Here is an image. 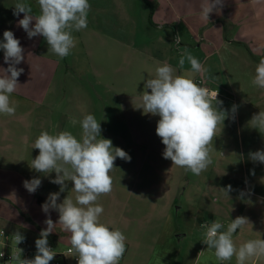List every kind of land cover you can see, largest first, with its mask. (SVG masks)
I'll list each match as a JSON object with an SVG mask.
<instances>
[{"label": "crops", "instance_id": "0c3cea01", "mask_svg": "<svg viewBox=\"0 0 264 264\" xmlns=\"http://www.w3.org/2000/svg\"><path fill=\"white\" fill-rule=\"evenodd\" d=\"M262 1L224 0L221 9L228 8L232 11L231 14L223 16L216 12L214 20L208 26L205 25L208 27L205 32L209 35L212 55L217 58V62L213 61V66L220 64L219 67L222 68L223 64L225 68L222 71L230 74L231 68L228 66L232 62L238 64L244 55V61L249 64L245 66L254 76L259 61L249 58L245 54V48L249 43L255 49V41L259 43L264 29L258 22H263L264 19L248 23V20L241 18L243 11L254 10L257 14L264 11ZM16 2L17 0H0V41L3 40V32L10 30L24 49V60L17 65L24 69L18 77L21 86L10 97L17 104L15 115H0V164L6 163L5 154L10 149L16 150L13 151L17 160L22 153L20 145H13L14 142H9V139L22 137L27 143L28 137L40 135L41 130L52 134L64 131L65 127V118L59 117L53 121L47 109L57 105L59 101L62 84L57 76H61V58L48 50L42 36L29 39L27 33L18 26V20L23 18V13L19 17L13 15ZM89 4L88 26L80 31L79 50L81 78L87 80L91 76L92 81L90 85L81 81L78 87L80 119L88 114L94 115L100 124L107 127L105 136L110 135L113 138L112 143L117 144L113 147L122 148L131 157L130 162H120V158L114 162L111 171L113 185L109 200L110 210L100 216L102 223L110 229H119L126 237L127 249L120 264H143L141 260H134V263L130 260L133 246L138 245L134 242L135 235L148 233L152 224L156 227L157 235L164 234L174 211L175 199L171 198L172 191L182 177L189 180V185L183 197L184 206L178 211H186L189 216L201 213L217 217L223 225L221 231H226L228 224L237 216L247 217L250 224L237 229L233 234L237 248L248 240L264 239V164L253 162L248 156L250 152L264 150V132L257 128L245 130L241 124L245 123V127L249 124L243 115L250 112L246 105L254 104L243 100L234 119V131L230 100L218 93L217 99L223 101L218 110H227V115L220 126L221 131H217L213 145H210L212 164L198 176L163 158L165 146L155 131L160 117L145 114L143 109L137 108L142 102L140 94L145 91L144 84L147 79L155 77L157 66L167 63L176 70L174 75H181L179 64L170 60L174 56L172 36L168 32L170 28L175 35L184 31L191 38L196 33V27L199 29L200 25L194 21H187L183 25V16L180 14L183 13L182 8L171 0H131L129 3L120 0H89ZM29 5L35 8L33 15L40 13L37 0H30ZM190 10L191 8L186 12L190 13ZM222 19L233 30L226 31ZM123 26L128 28L125 39L122 36ZM125 41L128 42L126 50H120L118 44ZM0 68H7L3 50H0ZM213 79L218 81L215 76ZM241 89L249 93L252 90L249 85ZM241 94L246 95L244 92ZM260 98L262 99L258 106L261 112L264 111V97ZM66 102L70 104L71 98L68 97ZM15 163L17 164L16 161ZM25 164L22 161L17 167ZM153 174H159L160 178L154 181ZM16 175V180L6 178L0 181V187H6L5 193H9L13 199L12 204L18 206V211L15 212L8 207L3 209L0 226L12 232L24 231L27 235L32 233L28 238L32 247H35V240L40 238L36 231L46 228L39 221L38 214L41 211L38 210H42L41 206L48 195L41 187L35 193H30L23 182L33 178L22 175L21 172ZM69 183L66 181L67 185ZM228 185L233 188L228 194L229 197L221 190ZM240 191L247 193L245 197L240 198ZM64 198L65 196L60 195L58 203ZM99 199L97 203L100 202ZM50 214L53 219H59V213L55 210H50ZM49 236L70 242V233L61 232L59 226H54ZM184 236L185 234L182 237L180 235V241ZM143 248L144 245L136 247L137 251ZM199 260L204 264H236L235 256L230 261H218L214 250L206 253V245H201L198 249L195 261ZM246 264H264V257L253 258L246 261Z\"/></svg>", "mask_w": 264, "mask_h": 264}, {"label": "clouds", "instance_id": "9594fccd", "mask_svg": "<svg viewBox=\"0 0 264 264\" xmlns=\"http://www.w3.org/2000/svg\"><path fill=\"white\" fill-rule=\"evenodd\" d=\"M37 3L40 13L33 15L32 7L25 0H17L13 15L19 17L23 13L18 26L27 33L29 39L42 36L48 50L60 58L67 57L75 47L72 32L84 30L88 26L89 0H37ZM223 6L224 0H202L200 18L209 21L210 13L219 12ZM0 50H3L4 63L7 64V68H0V115L13 116L17 104L10 97L21 86L18 77L24 69L17 65L24 60V49L14 33L5 30ZM185 59L193 72L206 71L187 48L179 60L181 69ZM175 71L167 63L157 66L155 77L147 79L144 84L145 91L140 94L142 102L137 108L143 109L145 114L160 117L155 131L165 146L163 158L198 176L212 164L210 145H213L217 131H221L220 126L226 119L227 110H218L223 101L217 99V90L210 92L188 76L174 75ZM251 85L264 89V58L255 68ZM237 110L236 105L230 109L233 120ZM69 122L73 127L79 125V138L68 130L55 135L43 131L33 145L39 154L31 160L30 167L45 176L54 172L55 178L50 182L60 186L58 192L49 193L41 206L42 211L45 214L50 210L59 213L58 224L70 233L69 251L75 253L77 264H119L126 251V237L119 229H110L100 221L104 208L97 200L112 191L110 172L115 160L120 158L130 162L131 157L122 148L113 147L110 139L101 137V124L94 115H85L80 120L71 118ZM250 123L253 128L264 132V111L253 115ZM248 156L251 161L264 164V150L250 152ZM66 181L72 182L71 191L76 194L75 198L67 195L58 203L61 193L68 188ZM23 183L30 193H35L42 181L35 177ZM221 190L229 197L233 188L228 185ZM246 194L240 191L239 196L243 198ZM45 224L47 227L41 230L40 238L35 240L37 251L34 258L21 259L22 249L17 248L11 260L17 261V264H49L55 258L56 251L48 243V236L55 225L51 218L46 219ZM248 224L250 222L244 216L232 219L226 231H220L223 225L216 220L201 223L200 228L204 230L205 237L202 242L208 250H214L216 259L221 262L230 261L233 256L236 264L262 258L264 239L248 240L238 248L233 241L237 229ZM13 239L18 245L25 237L16 232ZM0 256H3L2 252Z\"/></svg>", "mask_w": 264, "mask_h": 264}, {"label": "rangeland", "instance_id": "374dc122", "mask_svg": "<svg viewBox=\"0 0 264 264\" xmlns=\"http://www.w3.org/2000/svg\"><path fill=\"white\" fill-rule=\"evenodd\" d=\"M123 3H129L131 0H120ZM26 3L30 4V0H25ZM174 4H177L182 8V12L180 13L183 17L182 24L184 25L187 21H194L195 23L199 24V29L196 27V33L192 35L190 38L189 36H186V33L184 31L180 33H174V30L170 28L168 32L171 34V45L174 50V56L170 58V60L173 63L179 64V60L181 56L184 54L185 48L189 49L191 54L198 59V61L203 65V67L206 69V71L201 73H195L191 70V66L189 62L185 59V64L183 69H181V75L188 76L189 78L193 79L194 82H196L199 86L205 87L208 89H216L220 96H223L226 100H230V107L233 105H236L237 108H241V103H243V100H249V104L251 102L254 105H246L250 108V112L248 111L243 116L248 119L249 124L245 127V123H241L243 126V129L250 130L255 129L252 127L250 121L253 117V115L259 114L260 107L258 105V102L264 97V89H260L258 87H253L251 85V79L253 74L249 72V68L245 65H249L247 61H244L246 59L243 55L242 60L238 64L235 62H232L231 66H228L231 68L230 74L229 72H223V66L222 68L218 66H213V61L217 62V58L212 55V47L211 43L209 41V35L205 32V30L208 29L206 26L210 24L212 20H214V16L216 14V11H213L209 15V21L203 20L200 18V5L202 0H171ZM262 5H264V0L261 2ZM191 8L190 13H187V9ZM35 10V8H32ZM221 14H225V16L231 14V10L228 8L221 9L219 11ZM239 13H242L239 11ZM257 11L254 10H247L243 11L242 20H248V23H252V21L257 22L259 20L263 21L264 19V11H261L257 15ZM258 16V17H256ZM241 20V21H242ZM240 21V22H241ZM222 22L225 24L226 31L230 32L233 30V27L226 22L225 19H222ZM259 25H263L262 29H264V21L258 22ZM205 27V28H204ZM123 33L122 36L125 39L126 33L128 31L127 26L121 27ZM72 35L75 39V47L70 50V53L67 57L61 58L62 63V70H61V76H57V79L60 81V84H62V89H60L59 92V98H58V104L47 107L49 111V115L52 117L53 121H55V118L60 119L65 118V127L64 130L71 131L74 135L79 138L80 135V127L77 125L76 127H73L70 124L71 118H76L77 120H80L79 115V99H80V93L78 90V87L80 86L81 81H85L88 85L91 84L92 78L91 76H88V79L81 78L80 74V42H79V36L80 31H73ZM177 36L179 37L177 39ZM128 42H121L118 45L120 46V50H126V45ZM247 48H245V54L249 58L256 59L258 61L261 60V58H264V32L263 35L260 37L259 43H256L255 41V49L253 45H250L247 43ZM255 50V51H253ZM181 51V53H179ZM238 58H240L238 56ZM219 60V59H218ZM122 61V59H120ZM219 63V62H218ZM90 67V62H89ZM217 67V68H216ZM223 72V73H222ZM218 78V81L213 79V77ZM225 76L227 79V82H225ZM225 82V83H224ZM228 83V84H227ZM226 87L224 88V86ZM249 85L251 87V94L248 91L243 90L242 87H245ZM242 92L246 93V95L241 94ZM70 97L72 102L69 104L67 101V98ZM46 120V118L44 117ZM59 119V120H60ZM233 129L236 131L235 122L232 119ZM43 124L41 123V126ZM101 137L105 139H110L111 141L113 138L105 136L106 126L101 123ZM47 131V130H41V132ZM48 132V131H47ZM52 133V135L58 134ZM37 136L31 135V137H28L27 143L24 142L22 137L18 138H12L9 139V142L13 143V145H20L19 148H21V154L18 155V160L15 159L16 151L15 149L7 151L5 156L7 157V161L5 164H0V168H7V170L4 171V169H0V181L6 178L9 179H17L18 172H21L22 175L26 174L32 178L38 177L41 179V188L42 191L45 192L47 195L49 193H54L56 191H59L60 186L53 184L50 182L51 179L55 178V173H50L47 176H45L43 173H37L35 170H33L30 167L31 160L34 159L38 154L39 150L34 149L33 145L36 140ZM117 145L116 143H114ZM113 144V145H114ZM121 144V143H120ZM24 145H27L24 146ZM122 147V146H121ZM34 149V151H31ZM153 156V155H152ZM17 164L26 163L23 165V167L18 166ZM116 162L119 160H115ZM123 160H120L122 162ZM138 164V163H137ZM15 168V170L13 169ZM25 168V169H24ZM22 169L23 171H21ZM25 172V173H24ZM20 174V173H19ZM142 175V174H141ZM111 176V172H110ZM112 177V176H111ZM153 180L156 181L160 178L159 174H153ZM180 183L177 184V186H174V189L172 191L171 198L175 199V205H174V211L171 213V216L169 218L168 222V228L165 229L164 234L157 235L156 234V227L154 224L149 226L148 233H141L136 234V240L134 242H137L138 245H144L143 250L137 251L136 247L138 245L133 246L132 254L130 256V260L134 263V260H141L143 264H204L202 263V260L195 261V257H197L198 249L201 247V245H205L202 241L204 240V230L200 228V224L204 222L211 223L212 221L216 220L219 221L217 217L214 216H208L201 213H195L191 214L190 216L187 215L186 211H178V209L181 206H184L183 204V197L186 195L185 191L187 190V187L189 185V180L185 178L178 179ZM68 184V188L65 190V192L61 193L63 197L70 195L72 198H75V193L71 191V188L73 187V184L71 181ZM201 188V187H200ZM9 189V188H7ZM10 191V190H7ZM6 187H0V225H1V219L3 216V209L5 210L7 207L13 212L18 211V206L16 204H12L13 200L10 197V194H6ZM110 194L102 195L99 198L98 204H101L104 208V212L106 213L108 210H110ZM40 214H38V218L40 223L47 227L45 224L46 219L51 218L53 221V224L55 226H59L61 232L65 231L63 230L62 226L58 224L59 219H53L51 217L50 212L48 214H45L42 210ZM177 211V212H176ZM104 212L102 214H104ZM101 214V215H102ZM104 217V215H103ZM220 222V221H219ZM34 226L35 223L32 222ZM139 227V225H137ZM44 229V228H42ZM42 229H36L38 235L40 234ZM115 229V228H114ZM221 231V230H220ZM19 232V231H18ZM21 234L25 236H31L32 233H25L24 231H20ZM182 234H185L183 240L180 241V235L182 237ZM61 236V235H60ZM158 238V239H157ZM139 240V241H138ZM48 243L54 246L58 249H66L68 247H71L70 242H67L65 239H61L59 237L53 238L51 236H48ZM127 249V246H126ZM212 251V250H211ZM210 252V250L207 249L206 245V253ZM205 255V254H204ZM204 257V256H203ZM0 264H2V261L0 260ZM120 264V262H119ZM219 264V263H218Z\"/></svg>", "mask_w": 264, "mask_h": 264}, {"label": "built area", "instance_id": "2783aa9c", "mask_svg": "<svg viewBox=\"0 0 264 264\" xmlns=\"http://www.w3.org/2000/svg\"><path fill=\"white\" fill-rule=\"evenodd\" d=\"M208 90L210 92L216 91L214 89ZM0 233H3L0 234V252L3 253V256H0V260L2 261V264H17V261L11 260V257L16 254L17 248L22 249L21 259L34 258L37 250L36 247H32L27 236L22 234L25 237L24 241L16 245L13 239V235L16 232H12L0 226ZM49 246L56 251L55 258L50 261L49 264H77L75 253L69 251L71 247L58 249L51 244H49Z\"/></svg>", "mask_w": 264, "mask_h": 264}]
</instances>
